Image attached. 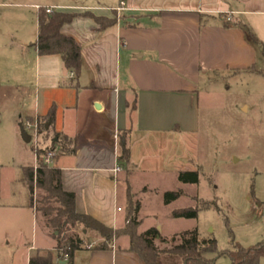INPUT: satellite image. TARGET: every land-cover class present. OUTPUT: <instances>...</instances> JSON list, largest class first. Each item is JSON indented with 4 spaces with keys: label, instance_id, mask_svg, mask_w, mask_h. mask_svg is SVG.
<instances>
[{
    "label": "crops",
    "instance_id": "crops-1",
    "mask_svg": "<svg viewBox=\"0 0 264 264\" xmlns=\"http://www.w3.org/2000/svg\"><path fill=\"white\" fill-rule=\"evenodd\" d=\"M32 6L75 14L61 33L80 46L82 69L75 77L60 54L41 55L33 44L35 99L32 108L21 105L26 113L22 124L28 129L27 123L54 111L42 131L41 147L58 149L51 167L62 171L63 188L75 194L78 212L123 229L129 221V192L133 199L139 198L134 177L159 152L153 136L165 135L163 148L168 163L175 165L177 146H184L187 134L197 128L195 97L200 85L259 65L256 46L264 39V0H112L109 6ZM92 15L117 22L101 28ZM242 108L249 110L247 104ZM123 131L129 136L127 164L118 161ZM44 236L40 247L28 243L22 263L50 252L54 264H68L59 258L57 240L48 227ZM101 240L99 234L90 239V247L76 251L73 264H146L130 250L128 235L115 238L105 249L96 247ZM0 260L16 264V253L4 251Z\"/></svg>",
    "mask_w": 264,
    "mask_h": 264
},
{
    "label": "rangeland",
    "instance_id": "rangeland-1",
    "mask_svg": "<svg viewBox=\"0 0 264 264\" xmlns=\"http://www.w3.org/2000/svg\"><path fill=\"white\" fill-rule=\"evenodd\" d=\"M111 3L0 0V255L14 251L16 264H23L28 243L40 247L47 227L37 210V199L44 192L35 184L33 202L25 179V167L34 162L33 142L26 143L18 133L26 117L20 107L32 108L35 99V61L30 47L38 38L40 11L32 5ZM256 47L261 60L255 70L200 85L195 97L197 128L187 134L184 146H177L175 165L168 163L165 135L153 136L159 152L151 163L143 161L144 167L133 182L137 190L140 187L136 192L139 198H131L140 202V232L155 226L162 238L177 236L175 242L157 239L160 249L172 247L180 242L183 232L194 229L203 238H215L219 252L232 249L236 243L251 247L264 239V39ZM243 104L249 106L248 111ZM27 131L33 134V129ZM183 150L185 154L180 155ZM198 169V184L178 181L181 170ZM179 188L185 195L165 203L164 192ZM205 204L210 207L201 209L197 218L172 215L174 209ZM97 235L90 231L88 237ZM207 255L216 259L214 264H230L226 255Z\"/></svg>",
    "mask_w": 264,
    "mask_h": 264
},
{
    "label": "trees",
    "instance_id": "trees-1",
    "mask_svg": "<svg viewBox=\"0 0 264 264\" xmlns=\"http://www.w3.org/2000/svg\"><path fill=\"white\" fill-rule=\"evenodd\" d=\"M75 14L58 11L48 12L42 9L38 18V38L34 43L41 55L60 54L67 69L73 71L75 77L79 76L82 69V55L80 46L75 39L61 33L63 24L70 22ZM101 28L109 27L117 22V18L92 15ZM251 38L256 43V36L252 33ZM54 117V111L39 119L41 130H45L47 122ZM118 161L127 164L130 161L129 136L127 131L119 135ZM54 147L40 148L38 151V167L35 165L25 167V179L30 185L32 200L34 202L35 184L44 194L37 199V210L44 217L46 226L52 236L57 240L59 258L67 259L68 264L74 263L75 253L78 250L90 247L91 241L87 237L89 231L97 232L102 242L96 247L105 249L113 240L122 235L130 237V250L136 252L146 264H214L215 258L208 257V253L226 255L230 264H260L264 256V239L251 247H243L234 244L230 250L219 252L215 238H203L198 229L187 230L180 235V242L172 247L160 249L156 244L157 239L163 242H175L177 236L170 240L162 238L160 231L151 227L144 232L139 231L140 221L137 219L140 202H133V194L129 192V221L123 229H113L87 213L76 210L75 194L66 191L62 183V171L44 163V154ZM200 171L183 170L178 174V181L182 184H198ZM182 188L164 192V202L171 203L184 195ZM205 204L199 206L175 209L174 217L193 219L197 218L199 211L209 208ZM86 231V232H85ZM219 255V256H220ZM30 264H54L52 253L46 256L36 254L31 257Z\"/></svg>",
    "mask_w": 264,
    "mask_h": 264
},
{
    "label": "built area",
    "instance_id": "built-area-1",
    "mask_svg": "<svg viewBox=\"0 0 264 264\" xmlns=\"http://www.w3.org/2000/svg\"><path fill=\"white\" fill-rule=\"evenodd\" d=\"M228 20H231L230 17H228ZM28 128L33 129V134L31 135V142H33V148H34V152H35V170L38 167V151L41 148V140H42V130L40 127V123L39 120L36 119L33 122H29L27 123ZM58 154V149L56 148H52L49 149L43 156V161L46 164L51 165L53 159L56 157V155ZM120 170L119 167L115 168V172H118ZM120 209V208H119ZM263 210V217H264V205L262 207Z\"/></svg>",
    "mask_w": 264,
    "mask_h": 264
},
{
    "label": "water",
    "instance_id": "water-1",
    "mask_svg": "<svg viewBox=\"0 0 264 264\" xmlns=\"http://www.w3.org/2000/svg\"><path fill=\"white\" fill-rule=\"evenodd\" d=\"M96 107L98 109L101 108V106L99 104L96 105ZM48 126V125H47ZM20 132H21V137L22 139L26 142V143H30L31 142V135L28 133L27 129L25 128V126L20 123Z\"/></svg>",
    "mask_w": 264,
    "mask_h": 264
}]
</instances>
